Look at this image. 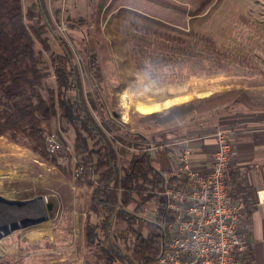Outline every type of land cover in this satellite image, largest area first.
I'll return each instance as SVG.
<instances>
[{"label":"rangeland","instance_id":"374dc122","mask_svg":"<svg viewBox=\"0 0 264 264\" xmlns=\"http://www.w3.org/2000/svg\"><path fill=\"white\" fill-rule=\"evenodd\" d=\"M52 1L46 0L45 5L55 31L71 50L79 68L83 91L89 102L93 103L92 116L108 136L111 131L115 137H124L126 130L135 134L138 130L133 126V120L155 111L160 119L146 122L147 130L141 135L146 136L150 143L162 146L158 148L165 149L159 142L161 135L166 137L185 131L181 138L199 137L216 127L208 124L210 116L242 105L264 107V96L249 95L242 90L225 91L207 99L189 101L192 97L208 94L196 91L205 86L202 84H207L204 79L190 81L192 91L179 96L168 94L158 100L150 96L140 100L135 107L134 97V103L129 106L131 109L126 107L124 94L127 88L124 79L135 80L136 74L147 77L154 85L174 87L192 77L255 71L262 67L264 0H214L201 16H191L201 0H104L106 10L99 14L96 29L95 26L89 28V24L93 22V10L104 7L100 4L101 0L99 5L85 0L88 1L85 5L86 19L81 21V28H76L75 22L66 19L61 13V6L55 11ZM26 2L28 5L35 3L34 0ZM130 6H138V9ZM109 11H115V17L111 18L113 21L109 18L105 21ZM61 24L65 26L63 31L58 29ZM52 44L58 50L54 42ZM108 54L111 60L106 63L104 59ZM109 67L112 75L101 72V68ZM93 73L100 75V78H95ZM144 77L140 78L141 83L146 79ZM53 81L52 78L49 82ZM118 86L123 88L120 90ZM143 96L146 95H137L138 98ZM178 102L186 103L177 105ZM188 104L192 107L176 113L181 115L171 121L176 125L168 128L167 124L156 125L166 118L169 107ZM115 113L120 116L117 121L114 119ZM110 122H117L121 129H114ZM200 124H203L201 131L191 130L200 127ZM53 127L54 130L60 129L57 118ZM62 134L73 142V130ZM92 143L88 139L90 147ZM179 146L180 151L182 146ZM113 147L117 158L122 160L124 154L120 144L117 142ZM61 155L47 154L44 158L30 152L23 157L24 161L17 164L0 162L2 197L23 200L42 196L53 203V210L46 222L0 239V264L84 263L83 259H76L81 249V222L87 213L88 198L75 185L78 177L73 176L70 159L67 166L57 163V157ZM76 159L79 162L77 155ZM8 169L11 172L7 173ZM132 209L133 206L129 205L128 210ZM153 209L151 203L147 204L140 215L147 221H153ZM66 214H70V222ZM90 219L93 223L98 221L94 214ZM135 259L139 264V259Z\"/></svg>","mask_w":264,"mask_h":264},{"label":"trees","instance_id":"16d2710c","mask_svg":"<svg viewBox=\"0 0 264 264\" xmlns=\"http://www.w3.org/2000/svg\"><path fill=\"white\" fill-rule=\"evenodd\" d=\"M26 1L0 0V137L45 158V138L51 132L58 134L63 143L60 154L66 152L63 138L53 129L54 120L57 118L61 133L73 130L72 146L82 167L75 185L88 198L76 260L83 259V264H137L138 258L139 264H153L162 244L164 200L159 193L163 174L150 164L141 132L147 130L146 122L160 117L155 111L148 112L133 120L138 130L135 134L126 130L124 137L108 136L92 116L93 103L83 91L79 68L71 50L56 33L44 0H34L29 5ZM213 1L201 0L191 16L204 13ZM108 60L109 54L104 62ZM101 69L113 74L110 67ZM171 107L157 126L176 125L171 122L181 115L176 113L192 105ZM113 115L116 121L120 118L119 113ZM110 125L121 129L117 122ZM88 139L93 141L92 147ZM116 142L130 155L118 159L113 147ZM131 146L134 151L129 150ZM239 178L233 180L234 187L230 183V196L244 202L247 215L248 191ZM150 203L156 212L153 221L140 215ZM129 205L132 210H128ZM92 214L98 218L96 223L90 219ZM65 217L70 222V214Z\"/></svg>","mask_w":264,"mask_h":264},{"label":"built area","instance_id":"2783aa9c","mask_svg":"<svg viewBox=\"0 0 264 264\" xmlns=\"http://www.w3.org/2000/svg\"><path fill=\"white\" fill-rule=\"evenodd\" d=\"M58 29L63 31L65 26L61 24ZM58 131L66 152L57 157V163L67 166L69 158L73 176L77 178L82 167L72 143ZM112 134L109 136L113 137ZM209 138L214 140L216 149L209 157L208 171L202 172L192 164V145ZM176 144L182 146L176 168L162 175L159 193L164 200L162 244L153 264H246L250 243L241 229L246 206L242 200L230 196L229 168L236 146L229 131L215 127L199 137L181 138ZM44 146L49 156H56L63 143L58 134L51 132ZM142 146L151 151L161 145L147 142ZM134 148L131 146L129 150Z\"/></svg>","mask_w":264,"mask_h":264},{"label":"crops","instance_id":"0c3cea01","mask_svg":"<svg viewBox=\"0 0 264 264\" xmlns=\"http://www.w3.org/2000/svg\"><path fill=\"white\" fill-rule=\"evenodd\" d=\"M45 1L46 0H44V2ZM90 1H93L95 4L99 5L100 0ZM87 4L88 1L85 0L52 1V6H54L55 11L59 10V6H61V13L66 16V19H70L71 21L75 22L74 24L76 28H81L83 25L81 21L86 19L85 5ZM100 4L104 6L105 1L101 0ZM130 8L138 9V6H130ZM105 10L106 6L93 10V22L89 24V28L95 26L96 29L98 27L97 22L100 16L99 14H103ZM131 12L132 11L129 13ZM114 15L115 11H109L105 21H107L108 18H114ZM196 17L197 16L192 17L191 19ZM111 20L113 21V19ZM262 61V67H259V69L255 71H236L230 74H217L207 77H192L185 83H181L174 87H172V85H154V83L149 81L147 77L141 76V74H136L134 75L135 80L128 81L127 79H124L127 83V88L124 93L125 97L127 98L126 107L128 109L130 108L129 106H132L134 103V97V107L139 103L140 100L142 101V98L137 97L139 93L146 96L149 95L153 100H158L160 97L168 96V94H171L172 96H179L181 94H185V92L192 91L189 85L190 81L202 79L207 81V84H202L205 85L201 87L202 90H200V88L196 91L199 94L206 92L208 94L206 96L192 97L189 101L207 99L214 96L215 94L231 90H242L243 93L249 95L264 96V59ZM235 73L240 75H235ZM120 76L121 78H125L123 75ZM141 77L146 78L142 83L140 81ZM142 86L145 88H141ZM172 91L173 93H170ZM154 94L157 97L153 96ZM136 98L138 100H136ZM208 124H210L212 127L215 125L216 127H223L227 129L236 146V154L232 158L229 168V178L232 188L234 187L232 186L233 180H235V177L238 178V176H240L239 179L242 181V187H245L248 191L246 198L250 203V206L248 207L249 211L241 225L242 232L250 243V252L248 254L246 264H264V107L253 108L250 106L244 107L242 105L241 107L229 108L212 117L210 116ZM202 125L203 124H200V127L193 128L191 130L194 132H199L202 130ZM175 132H177V130ZM184 132L185 131H182L180 134L179 132L176 134H168L166 137L161 135L162 139L159 142L165 146V149L156 148L154 150L148 151L150 156V164L153 168L160 171L162 174L173 172V170L176 168L177 155L180 148L176 142L185 135ZM128 133L131 134L130 132ZM142 138V145L149 142L146 136H143ZM120 149L124 154V158L130 155L125 147L120 145ZM192 149V164L200 171L207 172L209 169V157L216 149L214 140L209 138L203 142L193 144ZM27 153L30 152L26 148L14 144L4 137H0V162L5 161L6 163L11 162L17 164L18 162L24 161L23 157L26 156ZM6 172L9 173L11 171L8 169ZM239 179H237V181ZM233 194L235 193L233 192ZM120 196L121 199H123L122 193H120ZM155 213V209H153L151 212V214H153V219Z\"/></svg>","mask_w":264,"mask_h":264},{"label":"water","instance_id":"95a60500","mask_svg":"<svg viewBox=\"0 0 264 264\" xmlns=\"http://www.w3.org/2000/svg\"><path fill=\"white\" fill-rule=\"evenodd\" d=\"M53 210V203L44 197L6 199L0 195V239L15 231L46 222Z\"/></svg>","mask_w":264,"mask_h":264}]
</instances>
